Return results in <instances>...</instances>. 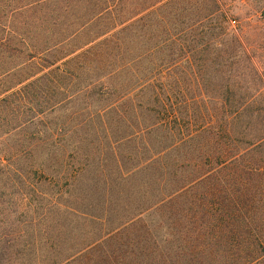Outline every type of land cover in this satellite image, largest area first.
<instances>
[{
  "label": "rangeland",
  "instance_id": "1",
  "mask_svg": "<svg viewBox=\"0 0 264 264\" xmlns=\"http://www.w3.org/2000/svg\"><path fill=\"white\" fill-rule=\"evenodd\" d=\"M32 1L0 0V264H176L204 186L145 208L264 131V0Z\"/></svg>",
  "mask_w": 264,
  "mask_h": 264
},
{
  "label": "trees",
  "instance_id": "2",
  "mask_svg": "<svg viewBox=\"0 0 264 264\" xmlns=\"http://www.w3.org/2000/svg\"><path fill=\"white\" fill-rule=\"evenodd\" d=\"M10 69L11 67L2 73H7ZM244 106L242 102L239 109ZM163 109L166 111L164 106ZM164 111L159 113L162 115L152 124L161 125L168 122L169 125L168 114L163 117L167 113ZM240 113L241 111L236 116L237 120L241 119ZM203 126L204 124L194 130L203 129ZM178 131L181 132V140L192 135V131L185 134L181 127ZM243 132L246 133L241 131V136ZM235 138L234 145L222 146L215 154L207 153L205 159L208 163L198 165L200 170L197 173L183 179L173 190L164 192L151 206L145 208L163 206L171 196H191L197 192L196 189L199 191L204 186V193L199 191L198 195L201 194L206 202L199 203V213H187L186 220L191 222L189 226L178 229L180 232L177 234L182 244H173L172 256H176L175 260L172 257L173 263L209 264L218 257L228 255L245 256L246 264L264 260V131L254 133L251 140H247L245 144H239L241 139ZM166 148L158 151L159 154ZM206 187L210 191L205 190ZM205 191L210 195H206ZM140 213L129 216L126 222L131 223ZM185 216L186 213L182 215L183 218ZM192 223L196 225H191ZM111 231L99 239L107 238ZM89 246L91 245L78 250V253L85 252Z\"/></svg>",
  "mask_w": 264,
  "mask_h": 264
},
{
  "label": "crops",
  "instance_id": "3",
  "mask_svg": "<svg viewBox=\"0 0 264 264\" xmlns=\"http://www.w3.org/2000/svg\"><path fill=\"white\" fill-rule=\"evenodd\" d=\"M37 1H38V0H37ZM39 1H40V0H39ZM34 2H36V0H34V1H32V2H25V3H23L22 5H23V6H29V5H31V4L34 3ZM157 4H158V0H156V1L152 2L151 4H149V7H147V9L152 8L153 6H156ZM109 8H110V5H108V6H103L101 9L97 10L94 14H92L88 19H84L83 21H80V20H79V21L77 22L76 26L73 27V30H72V29H71L70 31H69V29L66 30V33L62 36L61 39H59L58 41H55V42L51 43L47 48L37 50V51H36L37 55L40 54V53H42V52L49 51V50H51L52 48L56 47L57 45L62 44L64 41H67V40H69L70 38L76 36L79 32H81L82 30H84V29L86 28V26L88 25V23H90L91 21H93L95 17L100 16L102 13H104V12H105L106 10H108ZM20 37H21V39H22L24 42H26L27 39H29L31 36L29 35V37H28V35H26V34H23V35L20 34ZM85 46H86V45H85ZM81 48H82V47H78V48H76V49H74V50L68 51V52L66 53V56L62 57L61 59H59V60H57V61L51 62L49 66H54V67H56L57 69H60V68H61V65H59V63H61L64 59H66L67 56H69L70 54H73V53L78 52ZM30 52H32V51H30ZM35 57H36L35 55L30 54V56L27 58V60H28V61H29V60H32V59H34ZM27 60H26V61H27ZM199 84H200V82H199ZM200 85H201V84H200ZM199 96H200V95H199ZM184 100H185V99H184ZM186 100H187V99H186ZM186 100H185V101H186ZM171 118H173V119H175V120H178V119H180V114H175V113L172 114V113H170L169 116H168V120H170V122H171ZM176 122L178 123V126L181 127V128L183 129V124L181 123V121H176ZM153 125L156 126V125H159V124L156 123V124H152L151 126H153ZM158 154H159V152L156 151V155H158ZM119 168H120V170H122L121 163H120V165H119ZM132 169H135V168H132ZM125 223H127V222H125ZM125 223H124V224H125Z\"/></svg>",
  "mask_w": 264,
  "mask_h": 264
},
{
  "label": "built area",
  "instance_id": "4",
  "mask_svg": "<svg viewBox=\"0 0 264 264\" xmlns=\"http://www.w3.org/2000/svg\"><path fill=\"white\" fill-rule=\"evenodd\" d=\"M236 22L235 19H231V23L234 25V23Z\"/></svg>",
  "mask_w": 264,
  "mask_h": 264
}]
</instances>
